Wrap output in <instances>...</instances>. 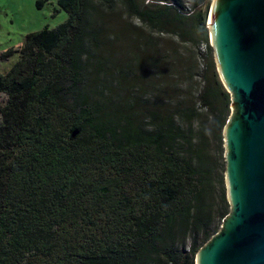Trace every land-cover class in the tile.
Masks as SVG:
<instances>
[{"label": "trees", "instance_id": "1", "mask_svg": "<svg viewBox=\"0 0 264 264\" xmlns=\"http://www.w3.org/2000/svg\"><path fill=\"white\" fill-rule=\"evenodd\" d=\"M211 5L56 0L0 55V264H196L231 213Z\"/></svg>", "mask_w": 264, "mask_h": 264}, {"label": "water", "instance_id": "2", "mask_svg": "<svg viewBox=\"0 0 264 264\" xmlns=\"http://www.w3.org/2000/svg\"><path fill=\"white\" fill-rule=\"evenodd\" d=\"M208 27L232 97L224 130L231 213L196 264H264V0H214Z\"/></svg>", "mask_w": 264, "mask_h": 264}, {"label": "rangeland", "instance_id": "3", "mask_svg": "<svg viewBox=\"0 0 264 264\" xmlns=\"http://www.w3.org/2000/svg\"><path fill=\"white\" fill-rule=\"evenodd\" d=\"M55 3L56 0H51L45 9L39 10L36 6V0H0V55L12 48L18 49L28 34L41 31L47 26L55 28L64 23L68 18L65 12L62 11L56 16H53ZM18 59L19 56L15 55L7 61H0V73L6 72ZM199 82L200 80L198 78L194 82H190L191 88H199L197 87ZM5 102L6 97L4 95L0 96V104H5ZM1 122L2 116L0 115V125ZM224 149V158L227 164L225 146ZM222 228L223 225L220 229L222 230Z\"/></svg>", "mask_w": 264, "mask_h": 264}, {"label": "bare ground", "instance_id": "4", "mask_svg": "<svg viewBox=\"0 0 264 264\" xmlns=\"http://www.w3.org/2000/svg\"><path fill=\"white\" fill-rule=\"evenodd\" d=\"M210 22H211V21H210ZM210 24H212V22H211Z\"/></svg>", "mask_w": 264, "mask_h": 264}]
</instances>
